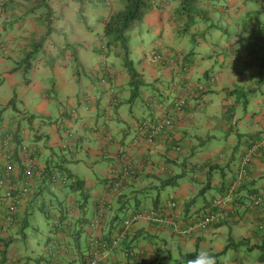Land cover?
Masks as SVG:
<instances>
[{"label": "crops", "instance_id": "obj_1", "mask_svg": "<svg viewBox=\"0 0 264 264\" xmlns=\"http://www.w3.org/2000/svg\"><path fill=\"white\" fill-rule=\"evenodd\" d=\"M96 1L100 0L0 3V41L6 46V53L0 52V161L4 154L2 142L5 136H11L17 144L37 148L34 157L41 167L32 183L31 194L22 200L10 228L2 225L4 210L0 209V264H86L88 240L92 235L88 229L89 219L93 216L96 198L104 190L106 171L118 162L122 149L130 151L137 160V173L122 189L127 197L122 200L119 194L110 203H120L127 210L125 201L135 197V193L140 192L149 199V192L160 186L159 180L167 173L179 175L173 168L179 169L182 176L189 170L188 183L179 179L170 187L173 191L170 196L156 201L157 209L174 201V212L186 221L193 214L207 210L210 200L225 194L237 178L240 157L264 135V71L257 69L254 56L235 48L237 32L236 39L227 36L226 43L219 47L199 43L196 46L200 51L196 55L194 46L181 52L182 45L166 47L161 38L149 49L141 44L135 51L138 59L134 67L142 86L132 98L128 73L120 66L119 59L105 54L103 33L100 36L90 24L96 21L103 27L107 17L119 9L114 10L106 3L110 11L104 14ZM156 2L158 7L146 14L139 30L134 27L133 32L137 31L140 36L145 32L158 37H174L178 24L174 17L177 1ZM198 2H201L198 8L205 11L214 28L220 26L212 22L218 20L220 25L222 17L227 19L228 25L238 27L240 24L234 17L240 16L245 32L253 29L250 24L252 11L246 0ZM47 19L50 20L49 34L46 32ZM202 30L198 33L207 31ZM248 38H243L242 48ZM204 49H210V53L202 56L199 53ZM154 54L186 65L187 75L178 78L176 69L170 65L153 63ZM26 65L27 70L24 69ZM209 76L216 78L213 84L205 82ZM201 83H205L206 92L197 94L198 98L193 100L190 97L187 107L175 116L174 125L168 130L170 141L141 147L144 138L137 132L139 125L148 120H161L185 87ZM234 91L246 95L238 100V96L230 94ZM244 101L247 102L245 108ZM217 130L227 131L222 138L226 140V147L208 143L215 137L211 132ZM171 145L180 146L181 152L175 154ZM199 146L207 149L196 158ZM100 160L108 163L97 174L99 188L91 184L82 195L71 192L69 187L65 195V187L56 191L64 197L62 204L58 202V213L54 215L58 224L53 228L52 239L39 247L38 253L23 259L17 250L10 249L13 242L10 230L19 220L20 226L26 228L24 216L42 190L52 188L47 179L52 172H66L67 165L79 163L95 170ZM14 164L21 175L24 156L15 158ZM84 186L83 183L82 188ZM94 187L98 191L90 194ZM255 191L264 192V151L254 157L247 178L237 188L235 207L227 219L188 237H180L152 224L137 223L130 229L127 240L115 250L104 252L100 264H162L172 256L166 248L168 243L178 253L174 264H185L181 260L183 255L200 250L216 256V264H264V207L251 211L242 205L246 196ZM72 197L78 208L74 209L71 204ZM88 199L91 200L90 208ZM154 200L151 199L150 206L156 204ZM68 205L73 212L60 215V209ZM119 223L116 217L108 218L107 214L97 235L109 240ZM144 237L161 242L160 248L148 251ZM227 238L232 240L229 245ZM242 241L243 246L235 249V243ZM241 249L242 255L238 256L237 251ZM254 249L261 250L262 255L253 257L251 251ZM131 250L138 252V260L126 256ZM223 257L227 259L222 262Z\"/></svg>", "mask_w": 264, "mask_h": 264}, {"label": "built area", "instance_id": "obj_2", "mask_svg": "<svg viewBox=\"0 0 264 264\" xmlns=\"http://www.w3.org/2000/svg\"><path fill=\"white\" fill-rule=\"evenodd\" d=\"M11 1L0 0V3L7 4ZM0 52L2 54L6 53V46L2 41H0ZM151 60L156 64L170 65L173 69H176V76L178 78H184L188 73L186 65L169 59L165 55L154 54ZM214 80H216L215 77L211 79V81ZM195 87L200 91L205 90L202 86L196 85ZM192 94H194V87H189L180 94L176 101L173 102L169 115L164 117L157 125L150 126L148 121H144L139 125L137 132L139 133V137L144 138L143 142H141L142 144H140L141 147L154 144V142L165 144L170 141L168 130L173 127L175 116L187 107L188 97ZM8 141V137L3 140L4 154L2 156L3 159L0 161V209L4 210L2 225L10 228L14 223V216L22 200L31 194L32 182L36 175L41 172V167L34 157L35 150L22 147L21 154L24 156V169L22 174L19 175L15 170L11 152L8 150ZM173 149L176 152L180 150L178 146H174ZM261 151H264V135L245 150L239 159L236 180H233L224 195L210 200L207 210L193 214L186 221L178 217L174 212L176 210V203L174 202H169L161 210L149 208L142 209L140 212H130L115 229L116 234L111 236L109 240H105L97 235V233L104 226L106 219L104 209L106 204L110 203L111 198L117 195L128 180L133 178L137 173V160L130 151L122 149L118 162L108 167L104 190L95 200L94 213L88 223V229L92 235L88 240V258L86 264H100L104 252L115 250L120 243L127 240L132 226L140 222L170 230L180 237H188L204 232L227 219L235 207L236 190L241 186V181L247 178L249 167L254 157ZM192 177L196 178V175ZM47 179L51 186H62L67 181L66 177L58 172H52ZM242 205L246 210L251 211L263 208L264 192L255 191L248 194ZM126 256H132L136 260L139 259L138 252L134 250L127 252Z\"/></svg>", "mask_w": 264, "mask_h": 264}, {"label": "rangeland", "instance_id": "obj_3", "mask_svg": "<svg viewBox=\"0 0 264 264\" xmlns=\"http://www.w3.org/2000/svg\"><path fill=\"white\" fill-rule=\"evenodd\" d=\"M105 1V2H104ZM100 0V1H96L100 7H98L99 9H102L105 13H108L110 11V7L113 8L114 10L117 9H121L122 5L119 3L118 0ZM246 5H249V8L251 9V13L250 16L253 19H257L259 22L257 23V26H261L263 25L261 28L264 27V24L262 23V21L264 20V15L257 13L260 9L258 4L255 2V0H246ZM109 3L110 7H108ZM90 4V3H88ZM201 4V2L199 3ZM197 7V6H196ZM112 10V9H111ZM236 19V21H238V23L240 24V26L236 27L233 25H228L227 24V19H224L223 17L221 18L220 21V25H219V21H215L212 22L215 25L220 26L219 29L214 28L211 26V22H203L200 19H195L193 22L196 21V23L194 24V26H192V28L185 34V33H179L177 31L178 29H181V27H179V24H176V35L174 37H168L166 38L164 37H158V36H153L152 33H145V32H141L140 36L139 34H137V31L139 30L138 28L140 27V23L134 24L130 30H128V32L126 33V36L129 38V48H130V59L133 62L134 66L137 65V59L138 56L136 55L135 51L138 50L137 48L141 45L144 44V48L149 49V47H151L152 43H157V41L161 38L162 40V44H166V47L173 46V47H179V45L181 48V52H185L186 48L188 47H195V55L198 53V51H200L199 43L204 44L206 47H219L221 45H224L226 43V38L227 36L229 37V39L231 38V40L236 39L235 34L238 33V40L235 42V48L239 51V52H243V48H242V40L243 38L247 37V33L245 32L244 28H242L241 23H242V18L240 16L234 17ZM182 20V17H181ZM90 24L94 26V31H96L100 36L103 33V27L102 25L98 24L96 21H90ZM136 28L137 31L133 32V28ZM202 29H207L206 33L201 36L199 31H203ZM237 32V33H236ZM252 34L249 33L248 35ZM253 36V34H252ZM191 37H194L193 42L191 41ZM190 44V45H189ZM187 46V47H186ZM165 48V47H163ZM185 48V50H184ZM205 52V53H204ZM208 53H210V49H204L201 53H199L200 55L204 56L205 54L207 55ZM121 63V61H119ZM122 66V63L121 65ZM192 77H194V74H192ZM90 85L94 86L95 85L93 83H89ZM19 106V105H17ZM125 107V106H124ZM142 113V112H140ZM214 133L213 138H211L209 140L208 143L213 144L214 146L216 145H220L221 147H226V140L222 139L226 137V130H217L216 132H211ZM206 135H208V133H205ZM229 137V136H228ZM235 138V137H234ZM237 140V139H235ZM207 148H202V146L198 147V152L195 153V157L199 158V156L201 154H203V152L206 151ZM108 162L107 161H99L96 166L94 167L95 170H90L89 167H87L84 163H79V164H69L66 167V172H62V175L67 177V175H71L76 177L78 180L82 181L84 183V188H82V193H86L89 190V185L93 184L96 187L99 188V177L97 174H100V172L102 171V169L106 166ZM58 164V161H57ZM170 166V165H169ZM171 167V166H170ZM172 168V167H171ZM174 172H178V174H180V170L173 168ZM187 169H189V166H187ZM181 180H179L180 182H184V183H188L190 180V173L189 170H187L184 174V176H182L180 178ZM33 183V182H32ZM69 183V182H68ZM61 188V186H57L54 185L52 186V188H48V189H43L42 193L35 199V201L33 202V205L31 206V208L29 209L28 213L25 214L24 218L26 219L27 222V226L26 228H22L20 226V223L18 221V224L14 225V227L10 230L11 236L13 238V242L11 243L10 249H14L17 250L19 253V256L22 257L23 259H25V257H33L32 255H34V253H38L39 252V247L44 246L46 244V242L49 239H52V236H54V232H53V224L52 222H54V215L57 214V210H58V202L60 204L63 203L64 201V197L62 196V194H58L56 193V191ZM68 186L65 185V189H63V195H65L68 192ZM96 190V188L94 187L93 190L90 191V194L93 193ZM98 190H96L97 192ZM123 191L121 190L117 195L113 196L111 198V202L113 199L117 198L119 196V194L121 196H123ZM173 193L172 189L170 187H165L163 188L161 191H157V190H151L149 192V197L151 196V198L146 199L140 192L135 193L137 200L139 202V204L142 206L144 205L145 207L151 208L150 203H151V199H157L156 197L158 196V199H164L165 196L169 195ZM212 195V193H211ZM123 200V198H121ZM135 197H131L128 198L125 203H126V207L127 210L129 209H134L135 207V202H134ZM157 199V200H158ZM89 203H88V207L90 208L91 205V200L88 199ZM159 201V200H158ZM150 202V203H149ZM160 202V201H159ZM164 202V201H161ZM150 206V207H149ZM127 210L122 207V204L120 203H110L108 204V206L104 209V213H106V216L108 214V218H113L116 217V219L118 220V222H122L123 219H125L129 213H126ZM46 215L48 217H46ZM22 216V215H21ZM89 216V213H88ZM92 218V216H91ZM91 218L89 219V221L91 220ZM119 226V224L116 226V228ZM115 228V229H116ZM160 228V227H159ZM164 229V228H162ZM167 230V229H165ZM169 231V230H167ZM130 232V231H129ZM116 232L114 231L112 233L111 236L115 235ZM144 241L145 244L147 246L148 251H154L155 249H159L161 246V242H159L158 240H154V239H148V237H144ZM228 241L226 240V244H231L232 240H230L229 238H227ZM166 248H168L172 254L171 258H166L163 260L162 264H174L173 261H175L176 259H178V253L175 250V247H172L169 245L166 246ZM172 248V249H171ZM186 249H190V251H194V248H189L187 247ZM244 251L245 248H243ZM188 251V250H187ZM253 257H258L260 255H262L261 250L259 249H254L251 251ZM238 256L242 255V249L240 251H237ZM222 262L226 261L227 257H223L221 258ZM33 264V263H32Z\"/></svg>", "mask_w": 264, "mask_h": 264}, {"label": "trees", "instance_id": "obj_4", "mask_svg": "<svg viewBox=\"0 0 264 264\" xmlns=\"http://www.w3.org/2000/svg\"><path fill=\"white\" fill-rule=\"evenodd\" d=\"M75 1L80 3L84 0H75ZM118 1L122 5V8L114 12L113 14L109 15L103 24V38H104L103 46L106 51L105 54L107 56L109 54H112L115 58L119 59L122 63V67L128 73L129 75L128 86L130 88L131 97L133 98L138 94V88L141 87L142 84H140V75L135 69L133 62L130 59L129 38L126 36V33L128 32V30H130V28L134 24L140 23L146 14L156 9L158 7V3L156 2V0H118ZM175 1H177V7L174 10V17L176 18V23L178 22L179 27H181V29L178 30L179 33L186 34L196 23V21L193 22L195 19H200L203 22L209 21L207 19L205 11L198 8V3H199L198 0H175ZM255 2L258 4L260 9L257 13L264 15V0H255ZM258 22L259 21L257 19H253V18L250 20V24L252 25L253 29H251L249 32L246 31L247 37L249 36V38L247 43L244 44L243 49L248 55L254 56L256 58L257 69L261 72L264 71V27L261 28L263 25L257 26ZM46 23H47L46 32L47 34H49L50 20L47 19ZM262 23L264 24V20L262 21ZM251 32L253 36L252 34L248 35ZM205 33L206 32L204 31L200 35L203 36ZM190 39L193 42L194 37H191ZM24 69L27 70L28 66L26 65ZM213 77L214 76L207 77L205 79V82L208 84L209 83L213 84L215 82V80L211 81ZM198 86L204 87L205 90L200 91L196 87H194V94L188 97V98L192 97L190 98V100L195 99V97L198 98L197 94L203 95L206 92L207 88L205 83L198 84ZM188 88L189 87H185L183 91H185ZM230 94L231 96H238V100L241 99L240 97L242 95L243 97L246 95V94L239 95V93L236 91L230 92ZM246 103H247L246 101L243 102L244 108L246 107ZM167 115H169V112L166 113L164 117H166ZM164 117H162V119ZM161 120L159 119L158 120L155 119L151 121L148 120V123L150 126H155ZM6 137L9 138L8 150L11 152V158L13 162L15 158L17 157L19 158V156L22 155L21 154L22 147H27L28 149L31 148L34 149L35 151L37 150V148L32 145L17 144V142L11 136H5V138ZM174 146L175 145H171V150L175 154L180 153L181 147L176 145L180 149L178 152H176L173 149ZM2 148H4L3 142H2ZM181 163L184 164V162ZM57 172L62 174V172L60 171ZM181 174L174 176L171 175L170 173H167L163 179L159 180L160 186L152 188V190L161 191L165 187H174L176 182L182 177ZM66 179H67V181L65 182L66 184H63L61 188L67 185L71 192L79 193V195H82L81 190H82L83 182L71 175H67ZM48 183L50 184L49 181ZM125 197H127V195H123V196L120 195V198H125ZM72 198L74 201L71 204H73L74 209L78 208V204L76 203L75 198L74 197ZM156 198L158 199V196ZM157 199H155L153 203H156ZM134 202H135L134 203L135 207L134 210L131 212H140L142 211V209H149L148 207L146 208L142 207L139 204L136 196ZM169 202H174V201H169ZM108 204L110 203H107L106 207L108 206ZM156 206L157 203L153 204L151 208L154 210H161V208L157 209ZM72 209L73 208L70 205H68L64 209L61 208L59 214L66 215L67 212L70 214L71 212H73ZM46 217L48 216L46 215ZM61 221H63V219ZM52 224L54 227H57L56 224H58V221H54L52 222ZM243 244H244L243 241L235 243L234 248L236 249L242 247ZM196 254L197 252L185 254L182 256L181 260L185 264H191V261L194 260ZM214 257L216 258V256Z\"/></svg>", "mask_w": 264, "mask_h": 264}, {"label": "clouds", "instance_id": "obj_5", "mask_svg": "<svg viewBox=\"0 0 264 264\" xmlns=\"http://www.w3.org/2000/svg\"><path fill=\"white\" fill-rule=\"evenodd\" d=\"M191 264H216V259L209 251L200 250Z\"/></svg>", "mask_w": 264, "mask_h": 264}]
</instances>
